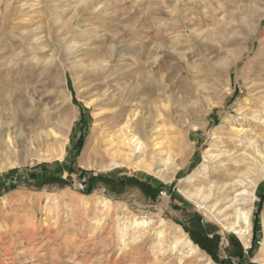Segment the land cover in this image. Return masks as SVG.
I'll return each instance as SVG.
<instances>
[{
  "label": "rangeland",
  "instance_id": "obj_1",
  "mask_svg": "<svg viewBox=\"0 0 264 264\" xmlns=\"http://www.w3.org/2000/svg\"><path fill=\"white\" fill-rule=\"evenodd\" d=\"M0 264H264V0H0Z\"/></svg>",
  "mask_w": 264,
  "mask_h": 264
},
{
  "label": "bare ground",
  "instance_id": "obj_2",
  "mask_svg": "<svg viewBox=\"0 0 264 264\" xmlns=\"http://www.w3.org/2000/svg\"><path fill=\"white\" fill-rule=\"evenodd\" d=\"M228 2V1H227ZM186 25V24H185ZM75 46V45H74ZM80 47V46H79ZM170 47V46H169ZM168 47V48H169ZM250 47V46H249ZM160 51H162V54L163 53H168L169 50H165L163 46L160 47ZM168 51V52H167ZM172 51H173V48H172ZM175 51V50H174ZM72 53L73 54H76L77 53V49H73L72 50ZM175 53V52H174ZM241 54V53H240ZM157 57L159 56L158 54H156ZM177 55V54H176ZM179 55V54H178ZM71 57V56H70ZM75 58L74 55L73 57L69 58V59H73ZM161 58V57H160ZM94 59V58H93ZM161 59H164V58H161ZM81 62V60H78L77 58L76 59H73L71 61H69V64L73 65L74 63H77V62ZM169 61V60H168ZM67 63V62H66ZM71 65L69 66V68L71 67ZM68 69V68H67ZM66 69V71H67ZM71 70V68H70ZM84 72L87 73V78H91V77H94V76H97L98 74H104L105 73V65L99 61V60H96V61H91L89 63H87L84 67ZM69 71V70H68ZM72 71V70H71ZM74 72V71H72ZM71 72V73H72ZM64 73V72H62ZM66 74V73H65ZM74 74V73H73ZM72 74V75H73ZM86 75V74H85ZM107 86V85H106ZM95 88V87H94ZM103 91V90H102ZM105 91V90H104ZM100 94V93H99ZM100 96V95H99ZM18 102V101H17ZM16 102V103H17ZM23 102V101H22ZM24 103V102H23ZM140 104V102H139ZM21 105V104H20ZM28 105H31V104H28ZM25 106V105H24ZM18 107V106H17ZM20 107V106H19ZM16 108V107H15ZM25 108V107H23ZM33 108V107H32ZM31 108V112L33 111V109ZM16 110V109H15ZM30 111V110H29ZM24 115V114H23ZM33 116V115H32ZM34 117H30L29 116V121H27L26 119L20 117L18 122L17 123L20 128H22L23 126L27 125V124H30L32 126V128H30L31 130H29L30 132H34L36 131L38 133V135L40 137H48L52 134L51 133V127L50 125L45 122V121H35L33 119ZM114 120H112L113 122H110L109 124L110 125H113L114 127L118 128L117 131L119 133V136H120V141L122 144H125V146H127L129 149H132L134 152L133 153H139V152H145L147 153V150H144L147 145L143 142L142 138L137 135L135 132H134V129H135V124H137V120H138V116L134 113H129L128 115H124L123 113H120V114H114V117H113ZM110 120V119H109ZM37 123V124H36ZM143 127L145 130H147L149 127H150V120L149 121H146V122H143ZM29 125V126H30ZM109 125V126H110ZM111 126V128L113 127ZM138 126V125H137ZM11 128V127H10ZM13 128V127H12ZM25 128V127H24ZM50 128V129H49ZM28 130V128H26ZM232 130L235 131V132H240V130H235L233 129L232 127ZM29 132V133H30ZM32 132V133H33ZM34 134V133H33ZM157 135V134H156ZM104 136V134H103ZM102 136V137H103ZM158 136V135H157ZM38 137V136H37ZM101 137V136H100ZM98 139V138H97ZM96 139V140H97ZM154 139V138H153ZM32 142V141H31ZM159 143L158 142H155L154 145H152V153H155V146L158 145ZM120 152V151H119ZM84 162V161H83ZM82 162V163H83ZM86 164V163H84ZM181 165H184V161L180 162ZM169 179V178H168ZM167 179V180H168ZM187 180V179H186ZM190 182V180H188ZM186 182V181H185ZM187 183V182H186ZM185 183V184H186ZM187 187V186H186ZM184 189V188H182ZM190 190V189H188ZM188 195H191V194H188ZM197 195V194H196ZM211 194H208L206 195V197H209ZM214 196V195H213ZM198 197V196H197ZM197 199V198H196ZM235 199V198H234ZM249 198H247L248 200ZM248 203V202H247ZM249 204V203H248ZM250 205V204H249ZM247 205H242V206H236L235 204L231 203L230 206L228 207H231V208H234V212L235 215L239 218V220H245V222L251 223L250 219H251V212H250V207L249 209L246 208ZM230 209V208H229ZM228 213V212H227ZM229 214V213H228ZM238 224V223H237ZM245 230L247 231L246 227H245ZM248 232L247 234H250V229H248Z\"/></svg>",
  "mask_w": 264,
  "mask_h": 264
},
{
  "label": "trees",
  "instance_id": "obj_3",
  "mask_svg": "<svg viewBox=\"0 0 264 264\" xmlns=\"http://www.w3.org/2000/svg\"><path fill=\"white\" fill-rule=\"evenodd\" d=\"M79 144H80V143H79ZM197 240H198V238H197ZM197 242L199 243V246H200L202 249L206 250V251L209 252V253L211 252V249H210L207 245H205V243L200 242V241H197ZM212 256H213V258H215V261H216L217 263H222V261H219L215 255L212 254Z\"/></svg>",
  "mask_w": 264,
  "mask_h": 264
},
{
  "label": "built area",
  "instance_id": "obj_4",
  "mask_svg": "<svg viewBox=\"0 0 264 264\" xmlns=\"http://www.w3.org/2000/svg\"><path fill=\"white\" fill-rule=\"evenodd\" d=\"M79 188L80 189H84L85 188V186H84V184L82 182L79 183Z\"/></svg>",
  "mask_w": 264,
  "mask_h": 264
}]
</instances>
